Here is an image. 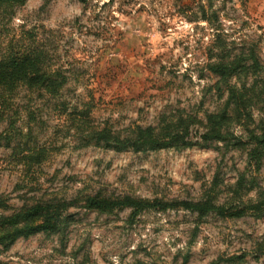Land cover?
<instances>
[{"label": "rangeland", "instance_id": "1", "mask_svg": "<svg viewBox=\"0 0 264 264\" xmlns=\"http://www.w3.org/2000/svg\"><path fill=\"white\" fill-rule=\"evenodd\" d=\"M23 55L55 81L0 83V236L37 203L62 215L0 264H264V0L3 4L0 68ZM127 195L224 210L85 207Z\"/></svg>", "mask_w": 264, "mask_h": 264}, {"label": "trees", "instance_id": "2", "mask_svg": "<svg viewBox=\"0 0 264 264\" xmlns=\"http://www.w3.org/2000/svg\"><path fill=\"white\" fill-rule=\"evenodd\" d=\"M25 0H0V6L6 3H22ZM86 1V0H80ZM254 61L258 64V61L254 57ZM39 66L28 59L27 56H18L13 58V60L5 63L0 68V83L3 86H6L12 90L17 83H25L28 86L33 85H53L54 79L52 77V72L47 73L44 70H37ZM213 69L223 73H227L233 68L219 63L213 66ZM50 92L52 89L49 90ZM146 130L141 131V136L135 138L134 141L138 144H148L152 147H159L168 144L169 142L159 140L156 137H153L151 134H145ZM148 132V131H146ZM205 138H219L224 139V136L221 132L214 131L209 134H204ZM257 139H260L259 136H255ZM127 141V140H125ZM124 143V142H123ZM181 206L182 208L197 211L200 214H205L209 211H223L224 207L211 205L209 203L202 202H192V201H177V202H162V201H148L144 199L134 198L130 195L124 196L122 198L111 199L103 198L100 196H88L85 199V207L89 209H96L100 211H113L116 208L131 207L133 209V215L140 213L148 209H167ZM61 208L58 206L43 202L32 205L31 207L22 209L14 216L10 218H5L6 222L3 224V228H13L12 231L6 232L0 236V242H4L10 239H14L19 235H29L38 231H51L57 227L58 222L61 219ZM41 220V223L38 224H29L30 222H35ZM24 224V225H23ZM22 225V226H21Z\"/></svg>", "mask_w": 264, "mask_h": 264}]
</instances>
